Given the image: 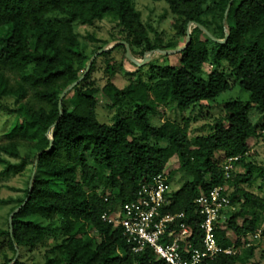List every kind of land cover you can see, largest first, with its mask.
I'll use <instances>...</instances> for the list:
<instances>
[{
    "label": "trees",
    "instance_id": "trees-1",
    "mask_svg": "<svg viewBox=\"0 0 264 264\" xmlns=\"http://www.w3.org/2000/svg\"><path fill=\"white\" fill-rule=\"evenodd\" d=\"M152 1L168 5L178 34L186 38L176 65L139 66L127 56L121 41L140 58L177 48L152 42L135 0H0V116H7L0 176L31 167L24 194L10 211L12 226L0 228V240L7 237L12 251L2 264H38L24 260L22 250L36 249L47 231L58 233L60 241L47 250L44 264H164L151 249L135 253L122 226L103 215L135 200L175 155L185 180L163 212L183 213L178 222L188 225L189 240L202 247L204 215L196 199L227 185L234 209L216 220L215 235L221 246L238 250L220 253L211 264L264 262V195L251 189L258 179L264 186V165L248 160V140L259 135L250 112L256 107L264 113V0H233L230 8L231 0ZM107 15L117 21L113 37L119 41L98 53L109 41L89 35L98 43L89 50L76 26ZM190 23L215 39L195 25L187 44ZM100 59L104 84L95 77ZM126 61L136 70L127 71ZM207 63L213 66L208 73ZM119 74L129 78L121 83ZM232 77L250 98L224 102V114L208 132L191 135L187 118L155 122L164 107L186 111L215 100L233 87ZM98 95L115 110L111 122L98 119ZM236 156L245 172L233 170L226 178L223 161ZM260 230L261 240L242 244V236Z\"/></svg>",
    "mask_w": 264,
    "mask_h": 264
},
{
    "label": "rangeland",
    "instance_id": "rangeland-1",
    "mask_svg": "<svg viewBox=\"0 0 264 264\" xmlns=\"http://www.w3.org/2000/svg\"><path fill=\"white\" fill-rule=\"evenodd\" d=\"M136 7L141 11L144 22L148 25L149 36L153 43L158 45L167 46L174 44L177 48H169L167 50H176L184 46L186 38L178 34V28L175 26L174 15L170 12L168 5L165 2H156L152 0H135ZM195 27L192 23L191 30ZM76 31L80 34L81 40L88 44L89 50L97 45V41L92 40L89 35H94L98 39L108 40L109 43L105 47H110L117 43L113 33L118 32L117 21L114 16L107 15L102 20L97 21L94 25L76 26ZM120 57V53H115ZM149 61L158 64H178L179 55L177 51L170 54L161 53L155 50L153 53H147ZM140 61L144 58L137 57ZM105 61L100 59L97 64V71L95 77L100 84L106 82L107 76L105 73ZM125 67L127 71H135L136 68L133 64L126 61ZM213 66L207 63L204 67L206 73L210 72ZM119 82L125 81L129 78L127 74H119ZM233 87L221 93L215 100L208 101L204 106H196L181 111L174 105L164 107V114L155 116V122L160 123L164 120H172L175 122L183 123L187 118L189 120V132L191 135L206 133L209 131V125L214 123L215 120L224 114L223 103L232 99H241L247 101L250 98V93L244 90L236 81V78L230 79ZM98 119L102 122H111L115 115V110L108 108L109 100L104 95H98ZM7 116H0V140L1 136L6 129ZM250 120L258 127L259 135L251 137L248 142L251 147L249 161H255L260 165H264V113L258 108L253 107L250 112ZM227 160V159H226ZM223 161V166L226 163ZM92 162V160H91ZM234 170L237 172H245V167L242 164H234ZM176 171L172 176V189L177 190L185 180V174L180 170V159L174 156L166 166V172ZM31 176V167H28L23 172L12 174L9 176H0V228L8 229L10 226V211L13 206L17 204L16 200L24 194V189L27 187L28 180ZM251 189L259 194L264 195V186H262V179H258ZM232 211L228 210L226 215ZM258 236L252 235L246 241L256 242L263 238L262 231L260 230ZM47 239L34 250L24 248L22 257L29 263L44 264L46 261V252L48 249L55 246L60 239H57L58 233L46 232ZM243 244V243H242ZM244 245V244H243ZM248 246V245H246ZM12 254L7 243V237H2L0 240V264L4 261V255ZM261 264H264L262 262Z\"/></svg>",
    "mask_w": 264,
    "mask_h": 264
},
{
    "label": "built area",
    "instance_id": "built-area-1",
    "mask_svg": "<svg viewBox=\"0 0 264 264\" xmlns=\"http://www.w3.org/2000/svg\"><path fill=\"white\" fill-rule=\"evenodd\" d=\"M238 158L236 156L226 160L223 166L226 178L231 176ZM226 190L227 185L217 186L196 199L204 215L201 225L204 231L202 247L189 240L191 229L188 225L178 222L183 213L163 212L174 191L169 172L159 173L152 181L143 184L135 200L124 203L119 213L104 214L103 219L122 226L135 253L148 248L164 264H211L220 253L234 254L238 250L235 245L221 246L215 235L216 220L221 215L226 218L225 213L234 209ZM257 233L242 236L240 240L244 245H252L255 242L246 240L252 235L257 237Z\"/></svg>",
    "mask_w": 264,
    "mask_h": 264
},
{
    "label": "water",
    "instance_id": "water-1",
    "mask_svg": "<svg viewBox=\"0 0 264 264\" xmlns=\"http://www.w3.org/2000/svg\"><path fill=\"white\" fill-rule=\"evenodd\" d=\"M232 2H233V0L230 1L229 8H230ZM229 8H228V10H227L226 16L228 15ZM191 25H192V23L189 24L188 29H187V34H188L187 44L190 42V38H191V33H192ZM195 25L200 26V27H201V28H202V29H203V30H204V31H205L210 37H212L213 39H215V37H214V36H213V35H212V34H211V33H210V32H209L204 26H202V25L199 24V23H195ZM120 43L126 45L127 56H128L133 62H135L137 65L141 66V65L145 64V63L148 61V57H147V56H145V58H144L142 61H140L137 57H135V56L132 54L131 47H130L129 43H127L126 41H121ZM116 44H117V43H115L114 45H112V46H110V47H104V48H102L98 53H101V52H104V51H106V50L112 49ZM181 49H182V48H178V49H176V50H167V49H157V50L160 51V52L163 53V54H170V53H172V52H174V51H180ZM96 56H97V54H95V55L93 56L91 62L89 63V67H88V69L90 68V66H91L92 62L94 61V59L96 58ZM87 71H88V70H87ZM77 82H78V81H77ZM77 82L73 83L72 85H70L69 87H67V88L64 90V92H63L62 95H61V102H62L63 98L65 97L66 93H67L70 89H72V88L77 84ZM60 105H61V103H60ZM12 220H13V214L10 216V223H11V226H12ZM19 253H20V252L18 251L17 256L15 257V260H16L17 257L19 256ZM10 264H11V263H10Z\"/></svg>",
    "mask_w": 264,
    "mask_h": 264
}]
</instances>
